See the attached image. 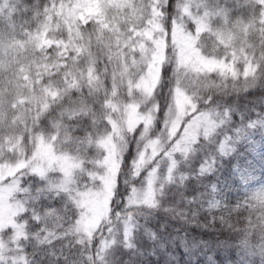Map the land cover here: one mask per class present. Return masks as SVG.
I'll return each mask as SVG.
<instances>
[{
	"label": "trees",
	"instance_id": "1",
	"mask_svg": "<svg viewBox=\"0 0 264 264\" xmlns=\"http://www.w3.org/2000/svg\"><path fill=\"white\" fill-rule=\"evenodd\" d=\"M97 1L98 13L84 21L75 10L78 0H0V134H8L12 125L21 136L28 131L35 135L55 133L59 128L56 122L61 121L63 149L80 154H85V149L94 151L81 136L90 130L93 116L99 118L105 112L102 104L90 100L85 74L92 67L106 78L102 67L119 60L116 37L125 38L133 27L140 26L141 12H147L151 2ZM206 2L211 27L199 35L204 52L218 56L222 50L227 54L236 50L247 63L255 64L247 76L243 65L240 77L216 73L209 77L207 86L203 85L205 96H214V107L234 112L217 137L222 140L229 131L233 143L226 156H219L214 146L202 151L199 145L195 156L189 150L176 156V173L165 180L163 194L154 205L157 208L149 206L139 212L144 223L137 237L139 246L130 249L124 264H264V201L247 198L236 171L238 165L256 162L254 146L264 142V0ZM178 3L168 0V21ZM70 74L79 80L77 85L66 83ZM49 85L66 88L60 99L44 109V87ZM167 97L163 91L160 116L165 113ZM73 108L81 111L72 116L63 114ZM20 115L23 122H14ZM69 133L77 139L69 142ZM29 135L22 138L26 148L33 146ZM213 156L215 168L200 174L201 164ZM118 181L119 199L124 202L137 179L127 169L118 175ZM214 185L220 189L221 207L227 205L224 210L208 209ZM249 218L257 225L254 230L249 229ZM29 236L25 245L29 264H104L89 241L80 243L70 237V250L60 253L59 243L53 247L45 239L41 241L37 229L30 227ZM121 253L119 249L116 256Z\"/></svg>",
	"mask_w": 264,
	"mask_h": 264
},
{
	"label": "rangeland",
	"instance_id": "2",
	"mask_svg": "<svg viewBox=\"0 0 264 264\" xmlns=\"http://www.w3.org/2000/svg\"><path fill=\"white\" fill-rule=\"evenodd\" d=\"M206 3V0H179L168 21V0H151L148 13L141 12L143 23L133 27L127 37H116L119 60H110V65L102 67L106 78L88 67L85 90L92 95L90 100L103 105L105 112L99 118L92 115L90 130L81 136L92 144L93 152L85 149V154H80L63 149L59 137V129L64 126L61 121L56 122L59 128L55 133L25 132L23 136L30 134L33 140L32 148H26L22 134L12 130L14 125L9 127L8 134H0V264L30 263L25 247L30 227L37 229L41 241L45 239L53 247L59 243L60 253L70 250L71 238L93 244L95 237L93 251L104 264H124L130 249L139 246L137 237L144 225L139 212L149 206L157 208L165 180L176 173L178 161L173 154L189 150L191 156L197 155L200 150L195 148L196 138L202 133L206 136L221 133L234 118L232 110L206 105L207 88L203 85L207 86L209 77L216 73L240 77L243 65L247 76L255 65L247 63V58L236 50L229 54L222 50L218 56L204 52L199 35L211 27ZM76 5L77 16L84 21L99 11L97 0H78ZM65 80L68 85L79 83L73 74L66 75ZM65 88L45 86L43 108L60 99ZM163 91L168 97L165 113L160 116ZM201 106L205 109L185 124ZM79 111L81 108H73L63 114L72 116ZM21 117L14 122H23ZM230 134L226 131L222 139ZM66 137L69 142L77 139L72 133ZM254 148L256 162L238 165L236 171L247 198L264 201V142L256 143ZM173 158L174 167L170 163ZM127 169L137 179L132 189L138 192L150 169L153 195L151 202L136 201L146 206L130 210L135 223L128 226L124 237L113 209L117 213L125 211L130 192L126 201L118 198L117 206L112 201L119 189L118 175ZM89 176L102 187L80 191L88 184ZM213 189L209 210L219 209L222 203L219 187L214 185ZM78 211L80 219H76ZM132 228H135L133 235ZM119 249L122 253L116 256Z\"/></svg>",
	"mask_w": 264,
	"mask_h": 264
},
{
	"label": "snow or ice",
	"instance_id": "3",
	"mask_svg": "<svg viewBox=\"0 0 264 264\" xmlns=\"http://www.w3.org/2000/svg\"><path fill=\"white\" fill-rule=\"evenodd\" d=\"M207 103L209 104H213L214 102V96H209ZM203 110L200 109L199 107H197V110L195 113L192 114V116L188 117L185 120V124L189 123L196 115L200 114ZM219 132L217 131L216 133H213L212 135H204L203 133L201 135H199L196 138V144L201 146L202 151L209 148V146H214L216 153L219 156H226L227 152H228V146L231 145L233 143V139L232 137H228L227 135L224 136V138L222 140H217V137L219 136ZM179 139V134L177 135V138ZM174 157L175 156H179V153H175L173 154ZM171 166L174 167L175 166V159H171L170 161ZM216 165V157L213 156L211 159L206 158L204 160V162L201 164L199 172L200 174H207L208 173V168H215ZM149 175L145 177V184L142 187L141 191H137L136 189H131L130 194L128 196L127 199V204L125 206V211H123L122 213H117L115 211V207L113 209V214L117 216L118 220L120 221V225L122 227L123 230V236L125 237V235H127V229L128 226L130 224H134L135 223V218L134 216L131 215L130 210L132 208H137V207H143L146 206L145 204H137L136 201L137 200H147L149 202H151L152 199V195H153V174L151 173V170L149 169ZM89 187L91 188H100L102 187V185H100V182L96 179H94L92 176L88 177V184H86L82 189H79L80 191H88ZM121 196V193L119 192V190H117L116 193V197L113 198L112 204L114 206H117V200L118 198ZM255 203V201L253 202ZM227 208V205L223 204L220 210H224ZM80 215L81 213L78 211L77 213V217L76 219H80ZM121 227H119L117 229V233L119 235L120 231H121ZM257 227L256 223L249 218V229L250 230H254ZM135 228H132V235L134 232ZM261 230L264 231V225L261 226ZM99 231V229H98ZM103 239V238H102ZM97 240L95 239V237L93 238L92 243H95ZM118 242V241H117ZM98 257L100 256V253L98 251L97 253ZM93 264H95V262H93Z\"/></svg>",
	"mask_w": 264,
	"mask_h": 264
}]
</instances>
